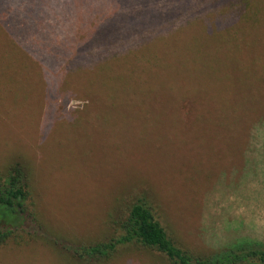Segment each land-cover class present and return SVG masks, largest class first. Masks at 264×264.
Masks as SVG:
<instances>
[{
    "label": "rangeland",
    "instance_id": "obj_1",
    "mask_svg": "<svg viewBox=\"0 0 264 264\" xmlns=\"http://www.w3.org/2000/svg\"><path fill=\"white\" fill-rule=\"evenodd\" d=\"M239 1L0 0V172L26 167L38 239L0 264H168L74 253L142 197L191 255L264 244V0H242L234 38ZM58 63L70 86L50 101Z\"/></svg>",
    "mask_w": 264,
    "mask_h": 264
},
{
    "label": "trees",
    "instance_id": "obj_2",
    "mask_svg": "<svg viewBox=\"0 0 264 264\" xmlns=\"http://www.w3.org/2000/svg\"><path fill=\"white\" fill-rule=\"evenodd\" d=\"M229 3L233 5L235 0H229ZM248 13H252L248 10V2L240 0L235 8V17L239 21L228 26L229 36L244 37L245 29L241 25V20ZM104 58L94 60L99 62L100 66L113 61L111 58ZM3 61L4 58H0V66ZM12 61L23 64L20 59H12ZM132 62L136 66L139 65L137 59ZM53 65L55 68L56 66L60 68L63 76L61 79H57L58 83H54L51 87L50 101L59 95H64L70 86L68 76L71 72L61 63ZM138 93L144 95V91ZM77 94V92H73L72 96ZM82 98L86 99L84 101L90 99L93 102L88 92H84ZM250 121V117L244 120L242 130L245 124ZM29 176L26 167L19 162L10 164L5 171L0 172V250L8 247L23 248L38 241L37 237L28 231L30 230L28 219L30 216H34L35 220L33 214L37 208ZM116 226L109 239L91 245H82L75 248L74 253L82 260L107 263L116 256L120 249L137 246L158 255L168 264H264L263 242L249 239L236 240L218 255L201 257L191 255L178 246L177 242L156 219L152 207L143 197L130 204L127 213L117 220Z\"/></svg>",
    "mask_w": 264,
    "mask_h": 264
}]
</instances>
